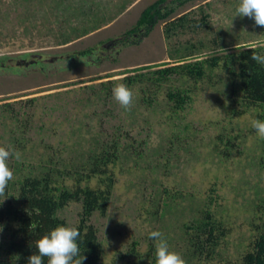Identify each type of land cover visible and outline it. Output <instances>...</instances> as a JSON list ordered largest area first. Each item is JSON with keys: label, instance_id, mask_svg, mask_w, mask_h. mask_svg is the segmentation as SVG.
Returning <instances> with one entry per match:
<instances>
[{"label": "rangeland", "instance_id": "obj_1", "mask_svg": "<svg viewBox=\"0 0 264 264\" xmlns=\"http://www.w3.org/2000/svg\"><path fill=\"white\" fill-rule=\"evenodd\" d=\"M153 1L0 0V146L21 153L7 161L11 170L23 164L14 182L39 174L58 155L60 168L76 170L98 141L118 132L107 209L89 220L99 264H155V230L185 264H241L264 229V139L251 126L252 119L264 121V104H243L238 76L220 63L197 82L171 77L146 93L151 102L142 100L148 85L136 81L130 110L112 89L126 85L125 76L182 59L264 44V27L234 16L239 0H190L130 44L139 35L126 32ZM86 48L91 53L79 55ZM167 87L190 89L183 110H172ZM86 181L80 184L98 187L96 178ZM62 182L74 185L72 178ZM9 200L0 196V208ZM206 210L226 231L211 255L193 252L188 228ZM80 213L81 203L71 201L56 214L74 227ZM2 223L0 242L8 234Z\"/></svg>", "mask_w": 264, "mask_h": 264}, {"label": "trees", "instance_id": "obj_2", "mask_svg": "<svg viewBox=\"0 0 264 264\" xmlns=\"http://www.w3.org/2000/svg\"><path fill=\"white\" fill-rule=\"evenodd\" d=\"M187 1L190 0H171L174 5H170L166 3V0H155L147 5L141 11L136 24L126 32L128 35L130 33L139 35L137 40L130 44H136L139 38L146 37L158 21L166 20L176 7ZM89 53H91V48H86L81 50L79 55L85 56ZM254 53L264 55V44H251L241 47L237 52L204 59L192 61L182 59L172 65L153 69L148 74L140 72L136 75L125 76L123 81L128 88L136 81L143 84L145 82L148 88H141L142 100L151 102L152 95L147 96L146 93L152 89L157 91L171 77L176 75L178 78L186 77L197 82L205 77L206 67L214 68L220 63L228 72H233L238 76L241 102L246 106H257L264 104V65L251 59ZM147 67L149 66L140 67L138 70ZM189 93V88L167 87L166 96L168 101L172 102L171 108L174 112L183 110L191 99ZM262 114L261 118L264 119V112ZM121 137L122 135L116 132L109 140L98 141L97 149L90 151L87 160L76 170L67 169L68 165H65L63 169L60 168L59 164L62 163V159L57 158L58 155L55 157L57 159L48 158L39 174L29 173L18 176L14 182L12 180L8 182L5 193L10 200L6 206L0 208V220L3 221L2 224L8 233L7 238L0 242V264H27V258L37 253L35 241L52 228L66 225L65 220L59 218L56 213L71 201L81 203L80 218L74 227L80 231L78 238L80 255L85 257L82 264H99L100 243L96 229L89 220L93 212L98 211L101 214L106 212L114 185L113 173L109 171V167L119 159ZM15 142L21 143V146L24 145L23 138H16ZM22 169L23 164L18 161L12 165L14 174H19ZM67 178L74 180L73 187L68 188L62 182ZM91 178L97 179L98 187L80 184L83 180L89 182ZM261 200L264 202V196ZM262 214L264 215V208H262ZM203 216L188 225V228L193 231L192 250L194 253L211 255L226 231L211 212L206 210ZM43 264H47V258H44ZM241 264H264V229L254 239L252 249L242 256Z\"/></svg>", "mask_w": 264, "mask_h": 264}, {"label": "clouds", "instance_id": "obj_3", "mask_svg": "<svg viewBox=\"0 0 264 264\" xmlns=\"http://www.w3.org/2000/svg\"><path fill=\"white\" fill-rule=\"evenodd\" d=\"M236 15L248 17L256 26L264 27V0H239L234 16ZM251 59L264 65V55L254 53ZM112 94L122 108L130 110L134 95L131 89L117 83L112 89ZM251 126L257 136L264 139V121L252 119ZM13 156L20 160L21 153L0 146V196L5 194L8 182L13 179V172L7 164L8 159ZM79 236L80 231L77 227L58 225L52 228L35 241L37 253L27 258V264H43L44 258H47V264H82L85 257L80 255ZM149 238L156 241L155 264H185L178 253L169 250V245L160 231H151Z\"/></svg>", "mask_w": 264, "mask_h": 264}]
</instances>
